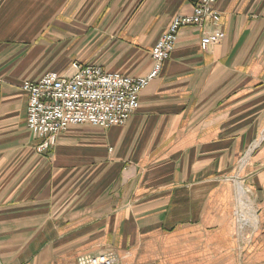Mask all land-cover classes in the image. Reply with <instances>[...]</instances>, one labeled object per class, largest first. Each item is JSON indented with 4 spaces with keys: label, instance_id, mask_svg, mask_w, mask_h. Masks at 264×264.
Returning a JSON list of instances; mask_svg holds the SVG:
<instances>
[{
    "label": "crops",
    "instance_id": "obj_1",
    "mask_svg": "<svg viewBox=\"0 0 264 264\" xmlns=\"http://www.w3.org/2000/svg\"><path fill=\"white\" fill-rule=\"evenodd\" d=\"M198 2L0 0V264H237L220 177L263 140L246 172L264 225V0H218L213 24L182 27L125 124L70 125L44 152L27 126L26 80L75 62L145 76ZM250 250L246 264L264 262Z\"/></svg>",
    "mask_w": 264,
    "mask_h": 264
},
{
    "label": "built area",
    "instance_id": "obj_2",
    "mask_svg": "<svg viewBox=\"0 0 264 264\" xmlns=\"http://www.w3.org/2000/svg\"><path fill=\"white\" fill-rule=\"evenodd\" d=\"M218 0H199L191 15L173 18L168 30L152 48L153 68L145 76H129L111 72L100 65L75 62L74 71L62 75L46 72L39 80H27L22 88L28 94L27 126L42 139L38 152L49 150L59 134L70 125L89 124L101 128L123 125L140 107V96L149 82L157 77L164 61L178 41L182 27H208L217 18ZM221 31L202 38V47L223 38ZM109 253H83L77 264H115Z\"/></svg>",
    "mask_w": 264,
    "mask_h": 264
},
{
    "label": "rangeland",
    "instance_id": "obj_3",
    "mask_svg": "<svg viewBox=\"0 0 264 264\" xmlns=\"http://www.w3.org/2000/svg\"><path fill=\"white\" fill-rule=\"evenodd\" d=\"M262 143L263 140L261 139L255 140L237 162L235 171L220 177V181L229 184L231 189V198L233 200L231 219L235 240L233 252L238 259L237 264H246L244 255L250 249L249 256L251 255L253 259L257 258L258 255L264 258V255H261L264 253H261V249L258 248L264 247V243H262L264 242L262 237L264 225L260 216L261 207H259L258 194L248 181V175L251 172H246V168L253 165V156ZM251 218H253L252 222H250ZM112 255L116 258L114 254ZM253 264H264V262Z\"/></svg>",
    "mask_w": 264,
    "mask_h": 264
},
{
    "label": "bare ground",
    "instance_id": "obj_4",
    "mask_svg": "<svg viewBox=\"0 0 264 264\" xmlns=\"http://www.w3.org/2000/svg\"><path fill=\"white\" fill-rule=\"evenodd\" d=\"M245 206H247V205H245ZM252 219H253V218L250 219V222H252Z\"/></svg>",
    "mask_w": 264,
    "mask_h": 264
}]
</instances>
